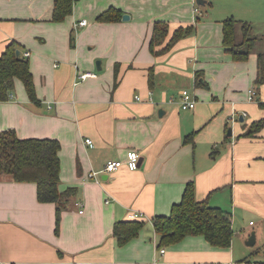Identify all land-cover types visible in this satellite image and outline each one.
<instances>
[{
    "label": "crops",
    "instance_id": "1",
    "mask_svg": "<svg viewBox=\"0 0 264 264\" xmlns=\"http://www.w3.org/2000/svg\"><path fill=\"white\" fill-rule=\"evenodd\" d=\"M197 1L76 0L72 14L55 22L54 0H0V56L12 42L30 52L38 98L32 101L17 79L9 100L0 101V133L13 129L22 139L59 140V189H75L58 211L56 203L38 200L35 182L0 173V264L261 262L250 258L246 244L249 234L255 232L258 243L264 231L259 51L248 61H234L223 45L222 21H250L229 9L209 11L210 0ZM110 8L120 10L121 19L100 22L99 15ZM125 14L129 20H123ZM81 20L87 24L76 27ZM158 21L169 26L165 43L180 27L196 31L154 54L150 43ZM86 72L97 75L78 78ZM252 88L254 101L249 100ZM185 89L197 99L194 109L180 105ZM260 121L261 131L243 135ZM132 150L141 155L138 169L124 164L104 172L109 161L124 162ZM91 171L100 174L89 178ZM189 182L198 201L231 213L230 247L195 235L159 248L153 219L171 213ZM134 213L147 224L120 245L114 226Z\"/></svg>",
    "mask_w": 264,
    "mask_h": 264
},
{
    "label": "trees",
    "instance_id": "2",
    "mask_svg": "<svg viewBox=\"0 0 264 264\" xmlns=\"http://www.w3.org/2000/svg\"><path fill=\"white\" fill-rule=\"evenodd\" d=\"M76 0H54L53 21L63 22L72 14ZM122 12L110 8L101 15L100 22H111L121 19ZM223 45L236 62L249 60L254 52L258 37L253 36V24L244 20L229 17L222 21ZM196 31L195 26L180 27L174 31L171 40L165 43L169 35V26L163 21L155 23L150 43L154 54L171 49L181 38ZM164 45L162 50L157 47ZM17 43L12 42L0 56V101L9 100L17 79H20L32 101L37 102L33 73L28 57H19ZM118 66L115 67L116 79ZM256 83L264 85V51L258 53V76ZM263 121L252 124L243 134L252 136L261 131ZM191 138V135L187 137ZM61 143L50 138H19L13 129L0 133V173L11 174L17 182H35L38 186V200L42 203H56L58 211L75 192L69 188L62 192L59 189L61 160ZM143 218L118 221L114 226V236L120 245L138 237L146 226ZM155 232L159 237V248L181 242L187 236L203 235L216 247L228 248L234 237L231 213L220 207L211 206L207 201H198L195 185L189 182L182 200L174 204L169 215H159L153 219ZM264 264V262H259Z\"/></svg>",
    "mask_w": 264,
    "mask_h": 264
},
{
    "label": "rangeland",
    "instance_id": "3",
    "mask_svg": "<svg viewBox=\"0 0 264 264\" xmlns=\"http://www.w3.org/2000/svg\"><path fill=\"white\" fill-rule=\"evenodd\" d=\"M212 3L208 7L212 11H215L218 14L228 13L224 11L229 9L230 11H235V17H241L253 23V36L258 37V43L256 44L255 51L262 52L264 51V0H238V3L234 0H210ZM225 8V9H224ZM226 17V16H225ZM20 50L22 48L20 47ZM254 89V88H252ZM193 93V92H192ZM257 229V228H256ZM252 233V232H251ZM263 237L258 239V243H256L251 247V257H255L256 261L264 262V231ZM251 234H249L250 237ZM247 244V243H246ZM254 261V260H252Z\"/></svg>",
    "mask_w": 264,
    "mask_h": 264
},
{
    "label": "built area",
    "instance_id": "4",
    "mask_svg": "<svg viewBox=\"0 0 264 264\" xmlns=\"http://www.w3.org/2000/svg\"><path fill=\"white\" fill-rule=\"evenodd\" d=\"M198 11V9H197ZM87 24L86 20H81L79 22H77L75 24L76 27L79 26H85ZM26 57L30 56V52H26L25 53ZM97 74L95 73H91V72H86V73H82L78 76L79 79H87L89 77H96ZM249 100L254 101L256 100L257 97V91L255 89H249ZM137 100H141V98L139 96H137ZM174 101V99H173ZM180 105L183 109H194L196 104H197V99L194 96V94L190 91V90H182L180 93ZM246 115V114H245ZM86 143L89 144V146H94V142L92 139L87 138ZM140 160H141V155L139 152H137L136 150H132L128 152V158L126 161H120V160H111L109 161L104 169V172L107 173H112L117 171L119 168H121L124 164H126L131 170H136L139 168L140 166ZM100 174V172H95V171H91L88 176L89 178H97V176ZM81 205V204H80ZM83 212V211H81ZM133 218H139L141 217V214L139 213H134ZM162 252H165V249H161Z\"/></svg>",
    "mask_w": 264,
    "mask_h": 264
},
{
    "label": "water",
    "instance_id": "5",
    "mask_svg": "<svg viewBox=\"0 0 264 264\" xmlns=\"http://www.w3.org/2000/svg\"><path fill=\"white\" fill-rule=\"evenodd\" d=\"M197 3H198L199 5H204V4H205V0H198ZM129 19H130L129 14H125V15L123 16V20H129ZM17 55H18L19 57H25L24 52H23L22 50H20V49L17 50ZM97 68H98V70H101V69H102V66H101V60H98V61H97ZM162 113H163V110H160V114H162ZM228 135H229V136L232 135V129H231V128L229 129ZM246 243H247V245H249V246H253V245H255V243H256V234H255V232H253V233L250 235V237L248 238V240H247Z\"/></svg>",
    "mask_w": 264,
    "mask_h": 264
}]
</instances>
